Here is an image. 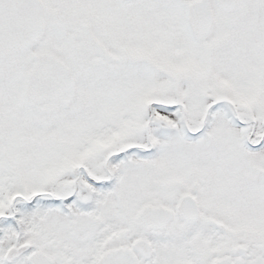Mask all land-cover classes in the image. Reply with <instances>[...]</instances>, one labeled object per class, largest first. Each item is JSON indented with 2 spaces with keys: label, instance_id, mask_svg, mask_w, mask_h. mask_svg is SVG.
Returning <instances> with one entry per match:
<instances>
[{
  "label": "snow or ice",
  "instance_id": "1",
  "mask_svg": "<svg viewBox=\"0 0 264 264\" xmlns=\"http://www.w3.org/2000/svg\"><path fill=\"white\" fill-rule=\"evenodd\" d=\"M0 264H264V0H0Z\"/></svg>",
  "mask_w": 264,
  "mask_h": 264
}]
</instances>
